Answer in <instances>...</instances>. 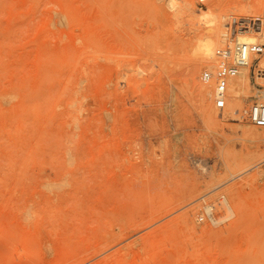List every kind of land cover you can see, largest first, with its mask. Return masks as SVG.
Masks as SVG:
<instances>
[{"label":"rangeland","instance_id":"obj_1","mask_svg":"<svg viewBox=\"0 0 264 264\" xmlns=\"http://www.w3.org/2000/svg\"><path fill=\"white\" fill-rule=\"evenodd\" d=\"M221 1L234 11L226 6L217 13L214 60L196 64L202 25L175 13L171 5L182 0H0V238L17 239V245L8 241L14 246L0 256L1 264L34 261L24 259L28 239L36 248L63 243V237L68 242L75 231L77 239L84 228L78 219L92 218V209L111 219L98 216L100 226L115 223L114 244L105 241L97 253L94 241L107 239L112 224L94 226L91 255H83L90 246L80 254L85 259L61 249L59 261L97 264L128 252L121 264H264V138L247 135L264 126L244 113L257 97L264 101V91L257 93L250 77L245 103L217 117L222 111L217 114L213 102L214 81L203 76L217 67L229 18L261 17V33L252 35L264 42V0ZM216 2L192 0L200 13L214 12ZM238 2L261 5L243 14L235 11ZM200 86L211 88L204 102ZM221 194L236 215L229 216ZM75 199L83 202L77 210ZM88 210L95 213L88 217ZM72 224L80 226L70 233ZM42 233L51 241L38 245L33 240Z\"/></svg>","mask_w":264,"mask_h":264},{"label":"bare ground","instance_id":"obj_2","mask_svg":"<svg viewBox=\"0 0 264 264\" xmlns=\"http://www.w3.org/2000/svg\"><path fill=\"white\" fill-rule=\"evenodd\" d=\"M203 2L205 1V0H202ZM207 1V0H206ZM225 0H223V2H224ZM239 4V6L240 7H236L235 8V11L237 10V12L238 11H240V13H243V14H245V12L247 13V11L248 10H251V12H252V10H256V9H258L259 7H260V3L259 2H251L250 4L249 3H247L246 4V2H245V4H242L241 5V3L242 2H238ZM228 3H226V6H228L227 5ZM260 4V5H259ZM231 5V4H230ZM226 6H223V4H222V1L221 0H217V2H216V9L214 10V12L213 11H205V12H203V13H200V12H198V11H196L195 10V8H194V6H193V4H192V0H182V5H180V6H174V5H171V7L174 9V11H175V13H180V12H183V13H187L188 14V16H190L192 19H195L196 21H195V23H197V24H201L202 25V27L200 28L201 30L199 31V33L196 35V45L194 46L195 47V50H193V53L195 54V56H192L193 58H195V62H196V64H198V63H200L202 60H206V59H211V60H214V59H212L213 57H215V40L213 39V35H214V31H215V26H216V23H217V21H218V15H217V13L218 12H220V11H223V10H226ZM234 6V5H233ZM233 6H231V7H233ZM231 7H227L228 9H230ZM234 8V7H233ZM230 9L231 10V12H233L234 11V9ZM227 9V10H228ZM259 10V9H258ZM257 10V11H258ZM229 11V10H228ZM223 17H224V15L220 18V22H219V26H218V30H219V28L221 27V25L223 24ZM200 25V26H201ZM224 29H226V24H225V27H224ZM217 33H218V31H217ZM225 33V31L222 33V34H224ZM239 41H242V42H245V43H253V42H255V41H258V42H261L260 40H258L257 39V36L256 35H244V36H240L239 37ZM244 43V44H245ZM195 51V52H194ZM211 60H210V63H211ZM193 62L192 63H195L194 62V60H192ZM209 63V64H210ZM211 65V64H210ZM209 67V66H208ZM194 69H195V66H194ZM206 83V82H205ZM207 84V83H206ZM200 85H202V84H200ZM209 85H210V83H209ZM203 86H205V85H203ZM203 86L201 87H199V88H197V89H199V95H200V97H199V99H201L202 100V102H204L203 100H206V99H208V97H207V94H208V92H210V90H211V88H210V86H209V89L206 91V87H208V86H206V87H204L203 88ZM197 87H198V85H197ZM250 89H251V82H250V75H249V69H248V67H246V68H243L237 75H235V76H232V77H230L229 79H228V81H227V86H226V94H227V99H226V101H225V105H224V107L222 108V109H220V111H222L217 117H222L223 115H225V114H231V113H236L237 111H238V108H239V104L240 103H245V101H243L244 100V98L245 97H247V96H245L246 95V93L248 92V91H250ZM207 97V98H206ZM201 102V101H200ZM205 103H206V101H205ZM209 103V102H208ZM202 106H204V111H206V112H208V113H210L211 111L209 110V106H207V105H205V104H202ZM213 107V106H212ZM215 109H216V113L218 114L219 112H217V110H219L218 108H216V106H215ZM244 113L246 114V110L244 111ZM210 119L212 118L213 119V117L212 116H210L209 117ZM247 135L250 137V138H254V139H261V138H264V130L263 129H255V128H253V129H250L249 131H248V133H247ZM260 161L258 162V163H256V165H255V167L257 168V169H260ZM254 167V166H253ZM257 174L259 173L258 171L256 172ZM256 174V175H257ZM255 175V174H254ZM256 175L254 176V178L256 177ZM258 176V175H257ZM199 180H200V178H198ZM207 179H205V181H206ZM82 181V180H81ZM201 182H203L202 181V179H201ZM78 183H80V179H79V182ZM198 183V182H197ZM76 184H77V182H76ZM80 186H82V185H80ZM84 186V185H83ZM82 186V187H83ZM81 187V188H82ZM193 188V187H192ZM217 189H219V190H221V189H223L222 187H219V188H217ZM217 191V190H216ZM83 192V191H82ZM86 193V192H85ZM88 193V192H87ZM220 196V195H219ZM80 197V196H79ZM84 197V196H83ZM87 197V196H86ZM81 199L80 200H82V196L80 197ZM89 198V197H88ZM231 198V197H230ZM219 199H222V205L224 206V208H226L228 211H229V213H230V215L229 216H232L234 213H235V215H236V209H237V207H233V204H231V202L228 200V199H226L224 196H223V194H221V197H219ZM79 200V199H78ZM83 200H85V201H87L86 200V198L84 199L83 198ZM233 200V199H232ZM236 200V199H235ZM75 201H76V199H75ZM82 201H80V202H78V201H76V203L75 204H73L74 206H72L73 208L75 207V205H77V206H80V203H81ZM90 203V205L89 206H91V201H90V199H89V201H87V203ZM83 203V202H82ZM86 203V205H87V208H88V204ZM234 203V202H233ZM236 203V202H235ZM234 203V204H235ZM61 204H63V206H64V202L62 203L61 202ZM60 204V205H61ZM79 204V205H78ZM85 204V203H84ZM46 206V205H45ZM76 206V207H77ZM81 206H83L82 204H81ZM99 206H100V204H99ZM104 204H103V208L101 209L100 208V210L102 211V210H104ZM44 207V206H43ZM51 207H54V205H52ZM61 207H62V205H61ZM93 207H95L94 205L93 206H91V207H89V208H93ZM106 207V209H107V206H105ZM55 208V207H54ZM72 208V209H73ZM88 208V209H89ZM236 208V209H235ZM44 209L47 211V209L44 207ZM53 209V208H52ZM52 209H51V211H52ZM60 210L59 211H57V212H59L60 213V215L62 214V216L63 217H65L63 214H67L68 213V211H69V209L66 211V212H63V211H61V209L62 208H59ZM67 208H65L64 210H66ZM74 209H79V208H74ZM73 209V210H74ZM95 209V208H94ZM49 210V209H48ZM73 210H71V211H73ZM80 210H82L83 211V209L81 208ZM85 210V209H84ZM90 210V209H89ZM89 210H88V217H89V215H91L92 213H95V212H91V211H96V213H95V215H92L91 217L92 218H86V217H84V216H81V214L82 213H80V215H79V213H77L78 215H77V218H79L80 216V219L82 218V217H84V220H87L88 222H87V228H86V223H84L83 222V220H80V219H78V222L80 221V223H78V224H80L81 225V223H82V225L84 226V228L83 227H80V230H81V228L83 229V231L81 230V235H79L78 236V238L77 239H75L76 237H77V235L78 234H76L75 232V229H74V227H77V229H79V226L80 225H78V224H76L75 226H73V224H74V221L72 222L73 224L70 226V233H72V230H74L75 232L74 233H72V235L71 234H69L68 232H66L64 235H65V237H67V235H68V237L71 235V237L72 238H70V241L68 240V237L66 238V240H68V242L67 241H65V238L63 237L64 235H62V237H63V240H64V242L62 243V238L60 239L61 240V243L59 242L60 240H54L55 242H56V244H54L55 242L52 240L51 241V239L49 240H47V238H45V236L47 237V235H45V234H38L39 235V237L38 238H36L37 236H34L33 238L35 239V240H33V241H38L39 239L41 240V241H44V239H46L47 241H51L52 243H46L45 242V245H43V247H38L39 248V253L41 252V251H43L44 252V257H43V259L41 258L42 256V254L43 253H41V254H39V253H36L37 251H38V248H36L35 246H33V244H32V242L30 241V239H28V242L31 244V246H32V248H31V246L29 245V246H27L26 244H28V242L27 243H23L22 242V244H24V245H26L25 247H24V249L26 250H24L25 252H27V247H28V253H27V255L25 254V256H24V259H30L31 258V256H35L34 258L32 257L31 259L33 260L34 259V261H32V262H30L31 260H27V261H25L24 259V264H27L28 262L30 263V264H35L36 263V261H35V259L36 260H40V259H42V261H40V262H42V263H40V264H51V262H52V260H54L53 262H54V264H55V262L57 263V264H60V263H62V264H64V262H68V264H73V263H76V264H80V263H83V262H76L77 260L76 259H73L74 260V262L72 261V260H66V261H64V259H62V261H59L60 260V258L58 259V257L56 256V255H58V253L59 252H57L56 253V251L57 250H61L60 251V253L62 254V255H64L62 252H65V250H67V252L69 251L72 255L73 254H75V255H79V257H81V253H82V251L84 252V250H86V248L85 247H89L90 245H88V243L90 242L91 243V245H96V244H94V243H97V248L95 247V246H90V248H89V252L86 250L85 252H88V253H83V255L85 254H90L91 255V252H90V250H92L91 249V247L92 248H96V249H98V250H96V249H94V250H96V252L97 251H99V252H97V253H100V251H102L103 249H105L104 248V246H102V248H101V245H103L102 243H104L105 244V241H107V243H111L112 241H113V237L115 236V238H116V235L113 233L114 232V228H113V224H112V222H113V220H112V222L111 223H109V221L108 220H111L109 217H107L106 215H105V213L107 212V211H102V212H104V215H105V218L107 219L108 218V220H106L105 222L107 223V221H108V223L109 224H104V227L103 226H100L101 224H100V222L102 221V220H105V218H103V217H101L100 215H98L99 217H101L102 218V220H101V218H99L98 216H97V214H98V212H97V210L95 209V210H91L90 211V213H89ZM109 210V209H108ZM207 211L210 213V211H211V206L209 205V206H207ZM50 211H48V213H49ZM83 212H86V210L85 211H83ZM47 213V212H46ZM72 213H75L74 211L72 212ZM87 213V212H86ZM109 214L111 213V212H108ZM51 214V213H50ZM108 214V216H110L111 218H113V216L115 217L116 215H112L111 216V214L109 215ZM52 215V214H51ZM55 215V214H54ZM59 215V216H60ZM68 215V214H67ZM66 215V216H67ZM75 215V214H74ZM83 215V214H82ZM103 215V216H104ZM72 216H73V214H72ZM76 216V215H75ZM75 216H73L72 218L74 219H76V217ZM94 216H95V218H94ZM56 217H57V215H56ZM63 217H62V219H63ZM96 217H97V219H96ZM117 217V218H116ZM115 218L117 219H114V221H118L119 222V224H120V219H119V217L118 216H116ZM74 219V220H75ZM83 219V218H82ZM91 219H94V221L95 220H97L98 221V224L96 225V224H94L93 222H91ZM101 221H100V220ZM119 219V220H118ZM90 220V221H89ZM60 222V221H59ZM63 222V221H62ZM61 222V223H62ZM76 222H77V219H76ZM89 223H91V225L89 224ZM94 225H93V224ZM114 223V222H113ZM110 224H112V227H110L111 225ZM115 224V223H114ZM119 224L117 225V227H119ZM78 225V226H77ZM81 225V226H82ZM88 225H90V227L88 226ZM107 227H106V226ZM109 225V226H108ZM91 226H93V228L91 227ZM94 226H99V228L101 229L102 227V230L103 229H106V228H109L111 231H112V233H111V235L108 233V232H106V231H102V232H106L107 234H108V237H107V239L106 238H104V240H99V239H102V237L101 238H98V237H100V236H97V239H96V236L94 237V236H92V234H96V233H94V230L92 231V229H94L95 227ZM73 227V228H72ZM91 228V230L89 229V228ZM86 229H88V235H85L86 234ZM124 230H125V228H123ZM84 230H85V232H84ZM107 230V229H106ZM89 231H91V232H89ZM98 232H100L99 230H97ZM96 231V232H97ZM116 231H117V229H116ZM119 231V230H118ZM9 232L10 231H8V232H4V237H7L6 235H7V233L9 234ZM82 232H84V233H82ZM93 232V233H92ZM120 232H122V230L120 231ZM1 233H3V232H1ZM68 233V234H67ZM115 233H118L119 234V232H115ZM10 234H12V232L10 233ZM73 234H75L74 236H73ZM82 234H84L85 235V237H86V239L82 236ZM105 234V233H104ZM106 234V235H107ZM122 234V233H121ZM37 235V234H36ZM44 237H43V236ZM97 235H100V234H97ZM110 235V236H109ZM2 236H3V234H2ZM1 236V237H2ZM14 237V238H12V237ZM10 237H11V239L9 238V235H8V241L10 242V240L11 241H13V242H15L14 244L15 245H17L16 243V241H17V239H16V237H15V235H11ZM88 236H92L94 239H96L95 241H94V239H92V238H88ZM43 237V238H42ZM79 237H83V239H85V240H87V241H85V240H83V239H81L80 241H79ZM117 237H119V236H117ZM42 238V239H41ZM88 238V239H87ZM3 237H2V239L0 238V241H3ZM90 239V240H89ZM92 239V240H91ZM106 239V240H105ZM6 239H4V241H5ZM16 240V241H15ZM39 240V242H41ZM45 240V241H46ZM73 240V242H71ZM75 240V241H74ZM97 240H99V241H97ZM117 240H120V239H118L117 238ZM7 240L5 241L6 242V244H5V242L4 243H1L0 242V250H2L1 248H4V251H3V255H2V251H0V256L1 257H3L5 254H7V252L9 251V246L11 247L12 245L14 246V244H12V243H9ZM58 241V242H57ZM76 241H78L77 243H76ZM92 241H94V243H92ZM20 242V241H19ZM18 242V243H19ZM35 242V243H36ZM39 242H37V244L39 245ZM72 244H71V243ZM75 242V243H74ZM99 242V243H98ZM116 242V241H115ZM42 243V242H41ZM58 243H60L61 245H59ZM69 243V244H68ZM79 243V244H78ZM84 243V244H83ZM85 243H87V244H85ZM89 243V244H90ZM2 244V245H1ZM4 244V245H3ZM7 244H9V245H7ZM77 244V245H76ZM107 245L108 247H110V245ZM114 244V243H113ZM112 243H111V245H113ZM5 245H7V246H5ZM19 245V244H18ZM68 245V246H67ZM69 245H73L72 247H74V248H72L71 246H69ZM79 245V246H78ZM82 245H86V246H82ZM100 245V246H99ZM2 246V247H1ZM4 246V247H3ZM21 246V245H20ZM41 246V245H40ZM78 246V247H77ZM8 248V250H7V248ZM64 247H65V249H64ZM82 247V248H81ZM87 247V248H88ZM106 247V246H105ZM107 247V248H108ZM35 248H36V251H35ZM85 248V249H84ZM101 248V250H99ZM23 249V248H22ZM32 249V252L30 251ZM34 249V250H33ZM43 249V250H42ZM72 249H74V253H73V251H72ZM80 250V252L78 251V252H76V250ZM123 249H125V248H123ZM122 249V250H123ZM6 251V252H5ZM72 251V252H71ZM104 251V250H103ZM121 250H119L118 251V253L120 252ZM66 252V253H67ZM69 252L67 253V255H65L66 257H69ZM31 253H33V254H31ZM35 253V254H34ZM55 253H56V255H55ZM94 253V252H93ZM96 253V254H97ZM118 253H115V256H117V254ZM128 253V252H127ZM127 253H126V255H127ZM29 254V255H28ZM31 254V255H30ZM70 254V255H71ZM81 254V255H80ZM95 254V255H96ZM122 253H120V254H118L119 256H117L118 258V260H119V263H118V260H115V259H112L113 257H114V254H112L110 257L108 256V258L111 260H114V262L115 263H118V264H121V260L123 259V256L125 255H121ZM38 255H39V259H37L38 258ZM61 255V257H64V256H62ZM70 256V257H73V256ZM75 255H74V257H75ZM82 255V256H83ZM85 256L87 259H89V258H91V257H93V255L92 256ZM125 255V256H126ZM26 256H28V257H26ZM41 256V257H40ZM54 256H56V257H54ZM122 258H121V257ZM37 257V258H36ZM57 258L58 260L56 261L55 259H53V258ZM120 257V258H119ZM21 258V257H20ZM45 258V259H44ZM51 258H52V260H51ZM82 259L84 258V257H81ZM108 258L107 257H105L104 259H107L106 260V264H110L111 262L112 263H114L112 260L110 261L109 260V262H108ZM114 258H116V257H114ZM1 259V258H0ZM85 259V258H84ZM102 260L103 261V263H102V261H99L100 262V264L102 263V264H104V261L105 260ZM125 259V258H124ZM123 259V260H124ZM45 260V261H44ZM22 261V260H21ZM60 263H59V262ZM87 261V260H86ZM121 261V262H120ZM0 262H2V261H0ZM25 262H27V263H25ZM71 262V263H70ZM73 262V263H72ZM99 262L97 263V264H99ZM108 262V263H107ZM28 263V264H29ZM114 263V264H115ZM1 264V263H0ZM37 264H38V262H37ZM65 264H67V263H65ZM96 264V263H95Z\"/></svg>","mask_w":264,"mask_h":264},{"label":"built area","instance_id":"obj_3","mask_svg":"<svg viewBox=\"0 0 264 264\" xmlns=\"http://www.w3.org/2000/svg\"><path fill=\"white\" fill-rule=\"evenodd\" d=\"M263 20L261 17H231L222 34V45L216 49L217 67L213 72L205 71L204 79L214 81L213 102L219 110L227 99L226 86L230 77L235 76L241 67L248 66L250 77L257 93L264 91V42L245 43L239 41L240 36L261 33ZM245 43V44H244ZM259 79L260 84L255 83ZM257 97L246 110V118L256 127L264 126V101ZM264 170V161H262Z\"/></svg>","mask_w":264,"mask_h":264}]
</instances>
